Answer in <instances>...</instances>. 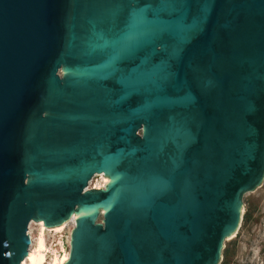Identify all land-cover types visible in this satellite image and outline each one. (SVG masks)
Here are the masks:
<instances>
[{"label":"water","instance_id":"1","mask_svg":"<svg viewBox=\"0 0 264 264\" xmlns=\"http://www.w3.org/2000/svg\"><path fill=\"white\" fill-rule=\"evenodd\" d=\"M263 179L264 0H0V264H218Z\"/></svg>","mask_w":264,"mask_h":264},{"label":"rangeland","instance_id":"2","mask_svg":"<svg viewBox=\"0 0 264 264\" xmlns=\"http://www.w3.org/2000/svg\"><path fill=\"white\" fill-rule=\"evenodd\" d=\"M242 202L238 228L224 242L218 264H264V179L243 196ZM100 219L98 217L97 221ZM63 247L68 250L66 238H63ZM59 252L64 254L62 249Z\"/></svg>","mask_w":264,"mask_h":264},{"label":"bare ground","instance_id":"3","mask_svg":"<svg viewBox=\"0 0 264 264\" xmlns=\"http://www.w3.org/2000/svg\"><path fill=\"white\" fill-rule=\"evenodd\" d=\"M105 184L104 175L96 174L88 182L87 187L99 189L105 187ZM74 225V213L68 221L54 228L46 227L42 221H31L27 230L30 245L21 264H64L69 258L70 235ZM63 238L67 239L68 250L63 247ZM61 249L64 250L62 255L59 252Z\"/></svg>","mask_w":264,"mask_h":264},{"label":"flooded vegetation","instance_id":"4","mask_svg":"<svg viewBox=\"0 0 264 264\" xmlns=\"http://www.w3.org/2000/svg\"><path fill=\"white\" fill-rule=\"evenodd\" d=\"M89 188H91V187H89Z\"/></svg>","mask_w":264,"mask_h":264}]
</instances>
